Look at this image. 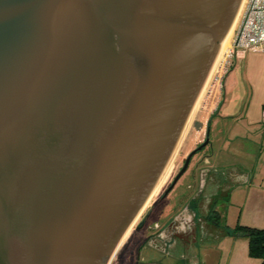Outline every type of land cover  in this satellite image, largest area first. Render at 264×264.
Instances as JSON below:
<instances>
[{"label": "water", "instance_id": "obj_1", "mask_svg": "<svg viewBox=\"0 0 264 264\" xmlns=\"http://www.w3.org/2000/svg\"><path fill=\"white\" fill-rule=\"evenodd\" d=\"M240 3L0 0V264H110Z\"/></svg>", "mask_w": 264, "mask_h": 264}, {"label": "rangeland", "instance_id": "obj_2", "mask_svg": "<svg viewBox=\"0 0 264 264\" xmlns=\"http://www.w3.org/2000/svg\"><path fill=\"white\" fill-rule=\"evenodd\" d=\"M218 63L209 72L203 93L197 101V106L192 112L185 133L166 173L159 186L154 190V194H151L140 214L130 226V230L121 244L126 241L128 234L133 236L132 241L124 253H122L123 245L120 244L121 247L113 256L110 264H140V258L144 259L143 262L152 263L155 261L161 264H181L179 254L184 250L186 251L181 240H178L177 237L173 240L171 248L175 257L164 255L157 249L152 248L161 247L165 243L160 239H156V237L149 238L147 234L151 229L134 232V226L139 221L140 215V217H144L143 215L153 208L154 200H157L156 209L154 208L151 216L147 218V225L150 227H156L159 221L166 219L173 213H182L184 207L181 209V204L186 201L185 198L190 193V189L188 190L186 185L191 182L194 186L200 183L198 172L196 171L197 179L194 178L195 180L191 172L194 170V166L199 168L201 165L206 166H203L204 168H210L212 174L218 171L217 175L221 176L230 170H234L243 174V179L239 184L238 181L231 179L227 181V187L221 189L220 186L215 187L218 195L215 196L208 207L220 211L222 215L220 227H216V229L217 231L222 229L224 237L220 242L216 241L214 244L213 241L209 245H204L201 244L199 236L197 237V244L191 246L195 249V252L201 250V253L206 255L208 264H258L257 259L248 254L247 241L227 234L224 229H232L236 224L264 228V117L262 114V119L258 123L252 124L249 120L243 118L235 121L231 120V122L226 119L222 121L218 118L217 108L215 110L212 108V102L214 94L223 87V78L230 74L226 81V91L233 93L232 105L238 103L236 100L241 95V89L247 91V94L249 92L246 101H253L254 103L256 94L259 95L264 91V50L255 46L246 51H237L229 59L227 71L222 76L221 84L218 82L217 71L220 67H218ZM220 75L222 74L220 73L219 77ZM251 92L254 93L253 96ZM208 128L209 144L193 155L185 173L179 178L167 196L162 198L164 190L182 167L185 157L196 148L198 143L205 140ZM207 161L211 162L210 166L207 165ZM244 177H247V179L245 180ZM221 183L222 181L217 185ZM204 206L206 204L201 201L197 208L198 212L204 213ZM208 211L207 209L205 213H208Z\"/></svg>", "mask_w": 264, "mask_h": 264}, {"label": "flooded vegetation", "instance_id": "obj_3", "mask_svg": "<svg viewBox=\"0 0 264 264\" xmlns=\"http://www.w3.org/2000/svg\"><path fill=\"white\" fill-rule=\"evenodd\" d=\"M200 144H201V142L198 143L197 146H199ZM192 158H193V156H192ZM185 159H186V157H185ZM185 159L183 160V164H184ZM206 163H207V165L211 164V162H209V161H207ZM203 166L204 165H201V167H199L197 169L200 170V169H203L204 167H206V166H204V167ZM205 169H206V171L203 170V172L199 176V181H200V177H201V181H203V186H201L199 188L197 185L198 188H196L195 191L189 196L191 198V196L193 195V199L191 198V200H189V197H188V198H186V201L181 204V209H182V207H184L182 209V213H175V214L173 213L172 215L168 216L166 219L159 221L156 224V227H150L147 225V221H148L147 218H149V216H151L153 209L154 208L156 209L157 200H154V203L152 206L153 208H151L148 213L144 214L143 215L144 217H140L141 215L139 216L140 219L137 222V224L134 226V230H135L134 232H136V231L139 232V231L151 229V231H148L149 233L147 232L148 233L147 235H149V238L156 237V239H160L161 241H163L165 243V245H163L161 247H152V246H150V247L157 249L159 252H161V249H165V251L166 250L168 251V250L172 249L171 247L173 246V240L177 235L186 234L184 232V229L180 228L178 226V224H176V222L174 223V218L176 215H185V213L189 215L190 222H189V225L186 224V226H187L186 228L187 229L190 228V230L188 232L195 234V236H192L193 238L196 236H198V237L200 236V239H201L202 234H207L210 231H214V228L216 225H214L212 223L211 217H212L213 212L215 210H212L208 207L211 204V202L214 200L215 196L218 195L217 188H215V187L220 186L219 187L220 189L222 187H224V188L227 187L226 186L227 180H226L225 175H223V176L217 175L218 171H215V173L213 172L214 174H212V172L210 171V168H205ZM228 180H230V179H228ZM220 181H222V183L217 185L218 183H220ZM203 193H204V196H203ZM201 198H203V199L201 200ZM201 201H203L204 204H206V206H204L203 211L205 210V212H207V209H208L209 210L208 213L198 212L197 208L199 207V204ZM187 229H185V230L187 231ZM132 238H133V236L128 234V236L126 237V241H124V243L121 244V246L123 245L122 253H124L126 251V248L129 245V243L132 241ZM148 244L150 245V241L148 242ZM121 246H119V248L117 250H119ZM116 252H118V251H116ZM137 252H138V250H137ZM161 253L164 254L163 252H161ZM139 254H140V251H139ZM164 255H166V254H164ZM139 258H140V256H139ZM140 260H141L140 264H161L160 262H155V261H153L152 263L143 262L144 261L143 258H140Z\"/></svg>", "mask_w": 264, "mask_h": 264}, {"label": "crops", "instance_id": "obj_4", "mask_svg": "<svg viewBox=\"0 0 264 264\" xmlns=\"http://www.w3.org/2000/svg\"><path fill=\"white\" fill-rule=\"evenodd\" d=\"M229 76L230 74H228L226 77L223 78L222 89L221 90L218 89V91L214 94L212 108L214 110L215 108H217L216 112H217L218 118H220L222 121L224 119L230 120V122L231 120L235 121L236 119L243 118V119L249 120V122H251L250 124L258 123L262 119V114H263L264 91L263 93H259V95L256 94L255 96L256 98L254 99L255 101L253 103V101L251 102L246 101V98H248L249 92L247 94V91H244L243 89H241V95L239 99L236 100L238 101V103H235L233 106L232 99H231L233 93H231L230 91H226V81L229 78ZM224 79H225V85H224ZM222 91H223V94H222ZM228 94H229V97H228ZM251 94L252 96L254 95L253 92H251ZM208 117H209V114H208ZM225 176H226L227 181L228 179L230 180L234 179V181H238V184L243 179V174L237 171H234V170H230L229 172H226ZM244 179L246 180L247 177H244ZM245 180H243V182H245ZM196 188H198L197 185L192 190L190 189V193H193ZM189 218H190L189 215L185 213V215H178V217L174 220V223L176 222V224H178L180 228L184 229V232L186 233L184 235H181V234L177 235L178 240H181L182 244H184L186 248V251L184 250V252L179 254V260H181L180 263L181 264H208L206 255L202 254L201 250H198L199 252H195L194 251L195 249H193V247L191 246L195 243L197 244L198 236L193 238L192 236H195V234L188 232L190 228L187 229L186 224L189 225V222H190ZM216 227L217 226H215L214 231H210L207 234L201 235V239H200L201 244L209 245L213 241H214V244L216 241L220 242V240L224 237L223 235L224 231L222 229L221 231H217ZM185 229H187V231ZM239 239L245 240L243 238H239ZM161 252H163L164 254L168 256L175 257L174 254L172 253V249L171 251L170 250L165 251V249H161ZM257 262L259 264L258 259H257Z\"/></svg>", "mask_w": 264, "mask_h": 264}, {"label": "built area", "instance_id": "obj_5", "mask_svg": "<svg viewBox=\"0 0 264 264\" xmlns=\"http://www.w3.org/2000/svg\"><path fill=\"white\" fill-rule=\"evenodd\" d=\"M255 46L264 50V0H243L230 38V46L218 63L220 84L227 71L229 59L237 51H246Z\"/></svg>", "mask_w": 264, "mask_h": 264}, {"label": "trees", "instance_id": "obj_6", "mask_svg": "<svg viewBox=\"0 0 264 264\" xmlns=\"http://www.w3.org/2000/svg\"><path fill=\"white\" fill-rule=\"evenodd\" d=\"M221 213L218 210L213 212L212 223L220 227ZM227 234L247 241L249 256L259 260V264H264V228L236 224L232 229H224Z\"/></svg>", "mask_w": 264, "mask_h": 264}, {"label": "bare ground", "instance_id": "obj_7", "mask_svg": "<svg viewBox=\"0 0 264 264\" xmlns=\"http://www.w3.org/2000/svg\"><path fill=\"white\" fill-rule=\"evenodd\" d=\"M242 1H243V0H241V3H240L239 8L241 7ZM239 8H238V11L240 10ZM238 11H237V13H238ZM236 16H237V14H236ZM236 16H235V18H234V20H233V22H232V24H231V26H230L228 32H227L225 38H224V39L222 40V42H221V45H220V47H219V51H218L217 56H216V58H215V60H214V62H213V65H212V67H211L210 72L215 68V66H216L217 63L220 61V59L223 58L224 53L227 51V49H228L229 46H230V41H229V39L231 38V37H230V36H231V33H233L232 30H233V27H234V25H235V21H236V19H237ZM237 17H238V16H237ZM228 43H229V46H228ZM206 81H207V80H206ZM206 81H205V83H206ZM205 83H204V86H203V88H202V90H201V92H200V94H199V96H198V98H197V100H196V102H195V104H194V107H193V109H192V111H191V114H190V116H189V118H188V120H187V122H186V124H185V127H184V129H183V132H182L181 137H180V139H179V142H178V144H177V146H176V148H175V150H174V152H173V154H172V156H171V159L169 160V162H168V164H167V166H166L164 172L162 173V175H161V177H160V179H159V181H158V183H157V185H156V187H155L154 190H156V188L159 186V183L161 182V180H162L164 174L166 173V171H167V169H168V167H169V165H170V163H171V160H172V158H173V156H174V154H175V151H176V149H177V147H178V145H179V143H180V141H181V139H182V137H183V134L185 133V130H186L187 124H188V122H189V120H190V117H191V115H192V112H193V110H194V109L196 108V106H197V101H198V99L200 98L201 94L203 93V89H204V87H205ZM153 192H154V191H153ZM152 194H154V193H152ZM129 230H130V229H129ZM129 230L127 231V233L129 232ZM127 233H126V234H127ZM126 234H125V236H126ZM125 236H124V238H125ZM124 238H123V239H124ZM122 241H123V240H122Z\"/></svg>", "mask_w": 264, "mask_h": 264}]
</instances>
